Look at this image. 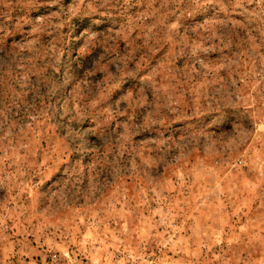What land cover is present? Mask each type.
<instances>
[{
  "label": "rangeland",
  "instance_id": "1",
  "mask_svg": "<svg viewBox=\"0 0 264 264\" xmlns=\"http://www.w3.org/2000/svg\"><path fill=\"white\" fill-rule=\"evenodd\" d=\"M0 264H264V0H0Z\"/></svg>",
  "mask_w": 264,
  "mask_h": 264
}]
</instances>
